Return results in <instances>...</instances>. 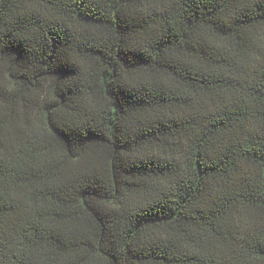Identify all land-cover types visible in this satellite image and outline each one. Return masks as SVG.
<instances>
[{
    "label": "trees",
    "instance_id": "trees-1",
    "mask_svg": "<svg viewBox=\"0 0 264 264\" xmlns=\"http://www.w3.org/2000/svg\"><path fill=\"white\" fill-rule=\"evenodd\" d=\"M0 264H264V0H0Z\"/></svg>",
    "mask_w": 264,
    "mask_h": 264
}]
</instances>
